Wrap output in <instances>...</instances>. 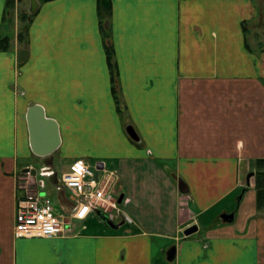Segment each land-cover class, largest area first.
Wrapping results in <instances>:
<instances>
[{
    "label": "crops",
    "instance_id": "crops-1",
    "mask_svg": "<svg viewBox=\"0 0 264 264\" xmlns=\"http://www.w3.org/2000/svg\"><path fill=\"white\" fill-rule=\"evenodd\" d=\"M101 1H34L25 45L0 51V264H157V251L158 264H264L247 179L264 160V48L249 43L264 0H107V17ZM78 158L114 173L117 229L98 219L89 232L15 238L17 199L33 189L24 170L60 175Z\"/></svg>",
    "mask_w": 264,
    "mask_h": 264
},
{
    "label": "built area",
    "instance_id": "built-area-1",
    "mask_svg": "<svg viewBox=\"0 0 264 264\" xmlns=\"http://www.w3.org/2000/svg\"><path fill=\"white\" fill-rule=\"evenodd\" d=\"M25 172L28 187L17 199L15 238L52 237L67 232L74 221H84L97 211L106 213L110 218L117 211V197L110 190V174L104 169L91 168L78 158L73 160L67 171L57 175L50 166ZM53 184L57 200H66L69 207L58 211L47 194V184Z\"/></svg>",
    "mask_w": 264,
    "mask_h": 264
},
{
    "label": "rangeland",
    "instance_id": "rangeland-1",
    "mask_svg": "<svg viewBox=\"0 0 264 264\" xmlns=\"http://www.w3.org/2000/svg\"><path fill=\"white\" fill-rule=\"evenodd\" d=\"M32 0H6L5 5H4V22L2 24V27L0 29V51H7L8 49H13L15 46H24L25 42L27 40V31H28V25H29V19L32 17V14H30L29 9L31 5ZM35 2H42L43 0H34ZM258 4H260V0H256ZM260 6V7H259ZM260 14L263 16V23H254L251 25L249 28V43L251 45V48L255 51L261 50L264 48V6L258 5ZM105 28V29H104ZM104 30L108 32V27L104 26ZM7 36L8 37V48L6 50H1L4 47V42L2 41L3 37ZM110 39V36H109ZM13 41V42H12ZM110 42V40H109ZM2 47V48H1ZM110 70V69H109ZM112 83V81H111ZM112 85L116 89V96H117V104L114 99V95L112 93L114 102L118 109L120 110L122 120L124 124L126 123L125 120L126 118L124 117L125 112L123 109V105L121 103V100L119 99V94H117V88H118V83L117 79L115 77L114 82ZM91 168H94L93 164H90ZM107 171V170H106ZM109 172V171H107ZM110 174H113L112 178L110 179V190L114 192V196L117 197L118 195L116 194V188L115 185L117 184L116 182V177L114 173L111 171L109 172ZM47 184V190L52 191V187L48 180H46ZM118 185V184H117ZM51 198L53 201H55V196L53 194H50ZM237 197V196H236ZM116 211L114 210L112 212L113 215H116ZM93 217L95 219H90L87 221L85 224H78V222H75L72 224L73 230L75 232H82V229L85 228L88 232L92 231L96 227H100L101 225L98 223V218L96 214H93ZM100 225V226H99ZM98 229V228H97ZM70 234V233H69ZM159 256H163L159 251L156 252L155 254V260L156 263L158 264V259ZM162 259V258H161Z\"/></svg>",
    "mask_w": 264,
    "mask_h": 264
},
{
    "label": "water",
    "instance_id": "water-1",
    "mask_svg": "<svg viewBox=\"0 0 264 264\" xmlns=\"http://www.w3.org/2000/svg\"><path fill=\"white\" fill-rule=\"evenodd\" d=\"M36 7V3L34 2V0L31 1V12H33V10ZM100 14L102 15V17H107L109 14V9H108V3L107 0H102L101 1V5H100ZM28 53L24 50H18L16 52V58H17V62H21L24 59H26ZM127 133L129 134V136L133 137V138H137L136 134L133 132L132 128H126ZM28 169H25L24 172H27ZM32 173L34 174V170L32 171ZM254 175V173H250L248 175V178H251ZM177 185H178V189L181 193H186L187 192V187L184 184V182L182 180H177ZM248 188V185H247ZM247 188H244L241 193L239 194V196L237 197V205L239 204L240 200L242 199V196L244 194V192L247 190ZM122 200V197H119L118 199V203H120ZM234 214L235 212H231V213H224L220 216V219L222 220V222L224 223H233L234 222ZM96 216L99 219V221L108 229L110 230H115L118 227V224H116L113 220L110 219V217L101 211H97L96 212ZM197 228L195 226H191L190 228L186 229L184 231V235H190L194 232H196ZM173 249L168 251V258H171L173 256Z\"/></svg>",
    "mask_w": 264,
    "mask_h": 264
},
{
    "label": "trees",
    "instance_id": "trees-1",
    "mask_svg": "<svg viewBox=\"0 0 264 264\" xmlns=\"http://www.w3.org/2000/svg\"><path fill=\"white\" fill-rule=\"evenodd\" d=\"M100 34L102 36L104 50L106 53L108 67L110 69L111 81L112 83L116 77L115 62L113 60V48L109 42V34L102 27L100 29ZM2 41L4 42V47L1 50H6L8 48V37L4 36ZM112 93L114 95L115 102L117 104L116 89L112 85ZM117 107V106H116ZM118 112L120 111L117 107ZM257 171L254 174V187L256 190V205L258 209L264 210V160L257 161Z\"/></svg>",
    "mask_w": 264,
    "mask_h": 264
}]
</instances>
